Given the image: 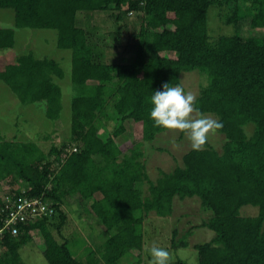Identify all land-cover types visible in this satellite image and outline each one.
Masks as SVG:
<instances>
[{
  "label": "trees",
  "instance_id": "16d2710c",
  "mask_svg": "<svg viewBox=\"0 0 264 264\" xmlns=\"http://www.w3.org/2000/svg\"><path fill=\"white\" fill-rule=\"evenodd\" d=\"M212 6L226 9V24L238 29L248 20L251 28L264 33V0H0V9L13 10L15 18V27H0V50L15 46L17 29L56 31L58 48L72 52L74 89L70 141L63 147L51 143L46 152L39 144L0 133V188L4 181L7 188L0 196V228L8 213L6 197L41 198L53 209L18 223L16 235L3 229L0 264H25L20 251L30 244L48 264H120L133 257V250L143 251L146 219L153 212L170 216L175 197H197L203 211L211 213L200 227L213 231L214 237L194 245L199 264H264V36L212 39ZM81 15L94 18L91 28L81 25ZM108 17L117 28L111 36L117 35V41L130 38L128 54L120 62L103 61L105 49L96 37L98 20L105 19L103 25ZM191 71L206 77L198 107L223 123L218 131L225 142L221 151L209 141L200 151L189 150L181 165L160 170L152 180L142 143L127 150L119 143L126 132L124 122L133 121L143 141L152 142L168 131L149 119L150 97L166 82L181 85L182 73ZM64 79L58 61L37 58L33 52L0 69V82L23 106L46 103V115L53 121L61 117L58 82ZM117 120L121 123L116 126ZM73 197L85 204L79 220L90 215L93 226L111 234L97 251L89 249L86 263L69 245L73 229L63 234L71 221L69 212H74L69 203ZM247 205L258 208L257 214L242 215ZM37 231L43 251L32 237ZM188 246L187 241L172 240L174 249ZM137 264H143L141 257Z\"/></svg>",
  "mask_w": 264,
  "mask_h": 264
},
{
  "label": "rangeland",
  "instance_id": "374dc122",
  "mask_svg": "<svg viewBox=\"0 0 264 264\" xmlns=\"http://www.w3.org/2000/svg\"><path fill=\"white\" fill-rule=\"evenodd\" d=\"M226 9L220 10L219 6H212L209 10L208 29L212 39L219 36H231L240 34L243 37H256L264 33L251 28L248 20L242 21L235 28L233 24H226L224 22V14ZM109 18V17H108ZM110 19V18H109ZM81 25L90 27L94 24V18L81 15ZM14 11L9 9H0V27L13 28L14 25ZM100 18L99 30H96V37L99 38L100 45L105 49L104 62L119 61L127 53L126 42L127 36L117 41V35L111 36L117 28L113 21L104 22ZM136 27H139V22H136ZM15 46L12 49L0 50V69H4L8 64L14 62L17 56L25 53L33 52L37 58H50L58 61L65 72V79L58 83L63 91V109L61 117L58 120H49L46 115V103L33 104L23 106L16 95L3 83L0 82V133L7 139L10 136H15L16 140L27 143L39 144L46 152H49L51 143L59 147H63L69 140L71 134V101L74 96V89L71 83L72 70V52L70 50L59 49L57 46V32L49 29H17L15 36ZM121 46H117V42ZM121 40V41H120ZM207 84L206 77L199 71L184 72L181 76V85L188 92H192L196 97L200 94L203 86ZM208 117L216 119L217 116L212 113H205ZM121 123L120 120L115 122L116 126ZM126 132L119 137V143L124 150L132 147L136 143H142V150L144 153V162L147 165V171L152 180H156L160 175V170L172 171L177 165H181L182 157L185 153L192 149L188 139L179 132L166 131L159 134L152 142L143 141L140 131H137L136 125L133 121L128 120L124 122ZM249 134L253 132L252 127L248 128ZM49 133L53 136L50 139L44 138ZM102 136H106L108 128H104ZM225 142V137L222 133L216 130L209 139L210 145L218 151L222 149ZM0 196L6 188L5 181L1 183ZM144 193L148 194L147 184L144 185ZM69 203L74 212H69L70 222L65 226V232L70 233L69 227L72 230L69 245L76 255V257L86 263L89 249L97 251L102 242L111 236L110 233H102V231L93 226V221L90 215L81 218L84 205L80 204L73 198L69 199ZM174 211L170 216H157L151 213L145 221V245L143 251L133 250V257H125L120 261V264H137L141 257L143 264H150L151 255L148 249L152 246H159L166 248L170 253V264H199L198 252L194 248L195 244H202L210 241L215 233L207 228H202V222L207 221L211 213L205 212L202 209L199 198H185L184 200L175 197ZM90 207V206H89ZM88 207V208H89ZM70 211V210H69ZM76 212V213H75ZM78 212V213H77ZM258 208L247 205L242 210V215L250 216L256 215ZM92 215H94L91 212ZM94 217V216H93ZM95 224V223H94ZM174 230L177 231L174 237ZM101 231V232H100ZM36 248L40 251L45 250V244L40 236V233H32ZM175 238L176 242L187 241L190 246L179 247L174 249L172 247V240ZM62 241V238H59ZM32 250V252H31ZM35 246L32 244L24 246L20 251L21 258L25 264H48L44 257L36 253ZM1 252V250H0ZM130 258V259H129ZM182 261V262H180Z\"/></svg>",
  "mask_w": 264,
  "mask_h": 264
},
{
  "label": "clouds",
  "instance_id": "9594fccd",
  "mask_svg": "<svg viewBox=\"0 0 264 264\" xmlns=\"http://www.w3.org/2000/svg\"><path fill=\"white\" fill-rule=\"evenodd\" d=\"M150 104L149 119L153 126L183 134L195 151L202 150L210 136L223 127L221 121L201 113L196 95L180 84L164 83L162 90L153 91ZM148 251L150 264H170V253L166 248L154 245Z\"/></svg>",
  "mask_w": 264,
  "mask_h": 264
},
{
  "label": "built area",
  "instance_id": "2783aa9c",
  "mask_svg": "<svg viewBox=\"0 0 264 264\" xmlns=\"http://www.w3.org/2000/svg\"><path fill=\"white\" fill-rule=\"evenodd\" d=\"M5 201L8 213L4 221V228L10 229L14 235L18 234L16 227L18 223L33 221L53 210L41 198H31L24 194L16 196L13 200L6 197ZM4 228H0V234Z\"/></svg>",
  "mask_w": 264,
  "mask_h": 264
}]
</instances>
